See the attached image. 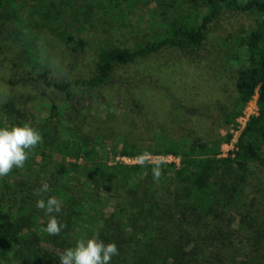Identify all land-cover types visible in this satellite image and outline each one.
Instances as JSON below:
<instances>
[{
	"label": "trees",
	"instance_id": "obj_1",
	"mask_svg": "<svg viewBox=\"0 0 264 264\" xmlns=\"http://www.w3.org/2000/svg\"><path fill=\"white\" fill-rule=\"evenodd\" d=\"M10 1L0 0V9ZM141 1L147 5L148 1L157 2L163 7V31L155 40L137 44L132 49L99 42L96 72L88 78L62 81L52 80L44 67L36 74L35 54L28 49L30 70L27 81L42 96L46 95L43 90L46 86L61 94L68 103L82 105L81 95L101 98L98 91L116 81L112 78L118 68L149 60L169 49L184 53L194 51L202 46L211 26L225 14L252 13L256 17V26L241 37L245 52L242 59L246 65L240 62L234 76L236 107L224 115L221 127L228 126L229 129L236 125V120L256 93L259 96L258 116L248 122L237 149L227 158L220 157L221 148L233 135L228 131L215 140L204 141L190 120L182 130L185 137L182 143L143 148L138 141L128 140L122 148L112 149L113 159L136 158L145 151L152 155L181 156L180 167L162 165L163 175L159 181L153 179L152 164L108 165L109 153L104 150L106 154H101V144L90 139L88 134L76 130L63 137L57 127L39 126L37 130L43 136V143L31 151L29 158L37 155L48 160L43 162L56 167L53 187L62 201V211L54 215L67 227L59 236L49 235L44 231L49 217L43 210L35 208L25 211L13 223H0V263L61 264L59 257L65 249L74 247L80 239L99 234L105 243L115 242L118 246L119 255L112 258L111 264H238L237 259L229 256L232 246L217 245L225 242L234 245L235 236L223 230L231 227L232 210L241 211V197L250 165L264 168V0H189L193 6L206 9L198 21L178 8L170 12L173 0ZM36 2L43 15V22L38 25L42 36L59 39L71 57H78L86 51L88 41L83 33L75 34L71 28L79 24L78 31H88L87 25L94 30L101 17L110 16L111 21H119L123 11L120 8L129 0ZM68 7L73 14L67 12ZM30 16L33 17L31 12ZM110 29L112 31L113 27ZM13 44L11 40L2 41L0 53L4 47L13 51ZM121 83L127 86L131 81L123 79ZM169 97L177 111L188 112L172 94ZM30 101H21L22 109H17L12 101L8 102L4 119L14 126H22L31 120L30 125L34 127L35 116L28 109ZM49 113L51 124L57 125L62 120L55 100L51 101ZM113 199L118 207L108 214L105 210L107 206L112 208ZM249 219L250 215L245 214L241 223L250 224ZM251 228L253 236L240 242V251H245L247 260L244 264H255L257 255L264 252V246H258L264 229Z\"/></svg>",
	"mask_w": 264,
	"mask_h": 264
},
{
	"label": "rangeland",
	"instance_id": "obj_2",
	"mask_svg": "<svg viewBox=\"0 0 264 264\" xmlns=\"http://www.w3.org/2000/svg\"><path fill=\"white\" fill-rule=\"evenodd\" d=\"M148 3L129 0L120 8L123 11L119 21H111L110 16L101 17L94 30L89 25L88 31H78L79 24L72 27L73 33H83L88 41L86 51L78 57H71L59 39L42 36L39 26L43 15L36 0H11L1 8L0 45L4 40H11L15 48L12 51L4 47L0 53V127L14 126L4 119L8 102L12 101L17 109H22L21 101L30 99L28 109L35 116L34 128L42 125L57 127L63 137L76 130L88 134L90 139L101 144V154H106L104 150L109 153L108 165L119 163L112 158L111 151L114 147L122 148L128 140L138 141L143 148L184 142L182 130L187 120L204 141L224 136L228 132V126L221 127L224 115L234 110L237 103L234 76L241 63H245L241 37L250 33L257 23L252 13L225 14L211 26L202 46L194 51L184 53L169 49L149 60L118 68L112 78L116 81L98 91L101 98L81 95L82 105L68 103L61 94L46 86H43L46 95L42 96L27 81L30 70L28 49L35 54L36 74L44 67L52 80L62 81L88 78L96 72L99 42L132 49L137 44L155 40L163 31V7L157 2ZM170 7V12L178 8L192 14L197 21L206 13L205 8L195 7L189 0H173ZM67 12L73 14L70 7ZM24 43L28 45L24 47ZM123 79L131 83L125 86L121 83ZM168 92L188 109L187 113L173 107ZM52 100L59 106L62 116L57 125L49 122ZM43 161L48 160L33 155L23 168L14 169L0 178V223H13L25 211L39 210L36 208L39 199L46 201L48 197H56L61 200L53 187L56 167ZM43 181L50 185L47 193L38 192ZM111 202L112 208L107 206L105 210L108 214L118 207L116 200ZM240 207L241 211L233 209L231 212L230 229H222L235 236L234 245L225 242L217 246H232L229 256L237 259L238 264H244L247 260L245 251H240V242L253 236L251 226L264 229V168L257 164L250 165ZM245 214L250 215V224L241 223ZM223 231L221 234L226 238ZM260 241L258 246H264V235ZM191 248L192 245L187 251ZM255 261V264H264V252L259 253Z\"/></svg>",
	"mask_w": 264,
	"mask_h": 264
},
{
	"label": "clouds",
	"instance_id": "obj_3",
	"mask_svg": "<svg viewBox=\"0 0 264 264\" xmlns=\"http://www.w3.org/2000/svg\"><path fill=\"white\" fill-rule=\"evenodd\" d=\"M43 143V136L39 130L28 123L22 126L0 127V178L7 176L14 169L23 168L30 153ZM140 166L152 164V175L159 181L163 175L162 165L166 163L163 157L157 158L145 151L136 157ZM50 185L43 181L38 192L47 193ZM36 208L43 210L49 217L44 229L51 236H59L67 224H62L57 215L62 211V201L56 197L47 200L39 199ZM119 255L115 242L105 243L99 234L92 238L76 241L74 247L65 249L59 257L61 264H111L114 256Z\"/></svg>",
	"mask_w": 264,
	"mask_h": 264
},
{
	"label": "built area",
	"instance_id": "obj_4",
	"mask_svg": "<svg viewBox=\"0 0 264 264\" xmlns=\"http://www.w3.org/2000/svg\"><path fill=\"white\" fill-rule=\"evenodd\" d=\"M258 94L253 97V99L247 103L245 106L242 115L236 120V125L231 126L228 131L233 135L232 139L228 143H224L221 148L220 157L227 158L233 154V152L237 149V144L239 139L242 137V134L247 127L248 122L253 118L258 116L259 114V106H258ZM154 157L160 158L163 157L166 161V165L174 164L176 167H180L181 160L179 157L174 155H153ZM116 162L125 163L127 165H139L136 158H128V157H118L116 158Z\"/></svg>",
	"mask_w": 264,
	"mask_h": 264
}]
</instances>
